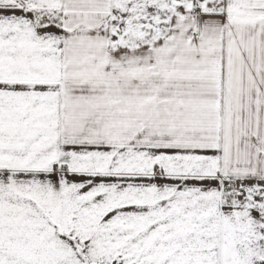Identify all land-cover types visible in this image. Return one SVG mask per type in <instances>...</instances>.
I'll return each mask as SVG.
<instances>
[{"label":"snow or ice","instance_id":"1","mask_svg":"<svg viewBox=\"0 0 264 264\" xmlns=\"http://www.w3.org/2000/svg\"><path fill=\"white\" fill-rule=\"evenodd\" d=\"M0 264H264V0H0Z\"/></svg>","mask_w":264,"mask_h":264}]
</instances>
